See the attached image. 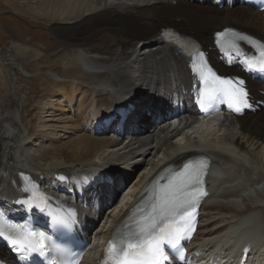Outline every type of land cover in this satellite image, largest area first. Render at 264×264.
I'll use <instances>...</instances> for the list:
<instances>
[{
	"label": "bare ground",
	"instance_id": "1",
	"mask_svg": "<svg viewBox=\"0 0 264 264\" xmlns=\"http://www.w3.org/2000/svg\"><path fill=\"white\" fill-rule=\"evenodd\" d=\"M200 1L9 0L32 19L36 29L48 24L62 49L51 56L31 40L15 37L13 53H0V195L6 202H14L25 177L41 178L45 184L55 186L58 175L73 178L96 170L115 173L118 167H124L128 173L126 177L117 175L113 190L122 183L126 187L138 173L125 201L116 204L113 197L111 207L100 214L104 227L89 222L95 224V239L105 241L156 173L203 156L211 161V195L202 204L192 251L216 260L234 254L241 242H261L264 248V109L223 120L197 121L191 112L172 123L164 112L152 118L154 112L162 111L155 109L156 96L166 97L169 88L189 86L187 56L196 45H209L217 29L234 27L264 40V13L238 6L218 9L208 0L202 4ZM167 30L177 31L180 39L166 40ZM103 33L116 38L110 53L91 46ZM102 42L107 43V38ZM27 59L36 67L47 60L55 65L53 69L47 67V76L53 80L41 89L49 95L37 101L34 120L26 130L18 111L4 108L17 94L3 72L7 68L4 62ZM214 63L217 69L227 71ZM70 68L78 70L76 77L63 76ZM251 87L258 88L255 84ZM145 95L146 102L137 103V124L131 132H123L129 136L128 141L124 142L127 137L122 141L112 129L100 134L95 131L101 115ZM58 108H76L71 124L54 128L44 122L42 111L53 114ZM67 127L71 131L66 133L73 137L57 145L56 154H64L57 158L47 149L56 146L54 130ZM69 156L74 158L72 162ZM108 190H104L107 197ZM87 261L88 257L84 263Z\"/></svg>",
	"mask_w": 264,
	"mask_h": 264
},
{
	"label": "rangeland",
	"instance_id": "2",
	"mask_svg": "<svg viewBox=\"0 0 264 264\" xmlns=\"http://www.w3.org/2000/svg\"><path fill=\"white\" fill-rule=\"evenodd\" d=\"M25 15L26 14H24V12H20L17 6L9 3V0H0V53L6 55L13 53L14 49L12 48V40L15 37L20 40H31V43L35 47L42 51L47 50L51 56L58 53V51H61L62 48L59 47L57 40L54 39L51 35V32H49V25L47 24L46 27L36 29L32 19ZM14 16L17 17L15 18ZM39 29H42V31H39ZM105 38H107V43L104 44L102 40ZM115 42L116 38L114 35L103 33L98 36L96 41L91 46L96 49L101 48L102 52L110 53L114 49ZM4 64H6L7 68L4 70L3 74L5 73L4 75L7 77L6 80H8L7 82L9 84L12 82L15 85V91L13 92L17 94L15 97L11 96L10 100H8L9 102L7 101L5 103L4 108L16 109L18 111L17 113L19 121L23 125V128L27 130L29 127L28 123H31L34 120L37 101L41 97H46L49 95L47 91H42L41 89L48 86L50 81L53 80L51 77L47 76V72L49 71L47 67L53 69L55 64L52 62V60H47V63L45 62V64H42L43 66L45 65V67H42L40 64L41 66L39 67L41 69H39L38 66H34L30 59L16 63H9L6 61ZM77 72L78 70L76 68H70L63 74V76L66 78L76 77ZM75 109L71 108L64 111V109L58 108L56 112H53V114H50L47 112V110H45L42 111V116L44 117V122H46L47 125H52L55 128L57 126L63 125V123L71 124V119H74ZM54 131L55 132H53V135L56 136V146H48V143H45V145L48 146L47 150L49 154L58 158V156H64V154H56L57 145L65 144L73 136L72 134L69 135L66 133L67 131H71L70 127H67V129L57 128ZM180 137L181 136L176 137V139L178 140ZM68 158L69 162L74 160L73 157L70 158L69 156ZM136 174L138 175V173H135L132 180H130L128 185H126L127 188L125 187V189L122 191L120 189L121 193L118 196L116 204L126 199L129 194L128 189H130L131 184L137 179ZM114 196L116 197V194ZM116 212L117 211L113 212V214ZM98 226L100 228L103 226V224L99 223Z\"/></svg>",
	"mask_w": 264,
	"mask_h": 264
},
{
	"label": "snow or ice",
	"instance_id": "3",
	"mask_svg": "<svg viewBox=\"0 0 264 264\" xmlns=\"http://www.w3.org/2000/svg\"><path fill=\"white\" fill-rule=\"evenodd\" d=\"M216 35L219 38L223 33H217ZM222 83L233 86L225 90L230 97L228 106L231 111L241 114L243 108L249 106L245 82L233 79L222 81ZM180 175L185 177L182 187H187L189 183L194 185L190 198L185 199L183 204H180L176 202L174 196L170 197L167 193L162 194L158 202L153 205L152 213L140 226L139 233L135 234V239L122 240L119 248H117L115 241H109L107 251L112 252L115 257L113 264H167L165 247L179 249L181 246L180 241L186 235L187 229L191 227L189 209H194L199 196L206 194L201 187L203 174L197 172L193 175L192 173L182 172ZM177 218L184 220L185 223H178ZM0 238L6 240L12 249L20 255L38 251L37 248L30 246L21 239H17L11 233L5 235L2 229H0ZM129 249H134V251L130 252ZM0 264H3V261H0ZM69 264H71V261H69Z\"/></svg>",
	"mask_w": 264,
	"mask_h": 264
}]
</instances>
